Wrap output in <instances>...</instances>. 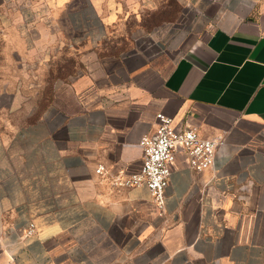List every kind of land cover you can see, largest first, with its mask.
I'll list each match as a JSON object with an SVG mask.
<instances>
[{"label":"crops","instance_id":"1","mask_svg":"<svg viewBox=\"0 0 264 264\" xmlns=\"http://www.w3.org/2000/svg\"><path fill=\"white\" fill-rule=\"evenodd\" d=\"M47 1L42 31L25 32L17 12L0 14V97H18L0 108V264H264V0H175L179 12L196 13L181 55L169 58L158 43L153 60L84 74L53 89L51 102H62L63 90L66 106L41 115L22 110L41 99L25 93L24 65H34L25 55L66 42L98 50L132 35L126 24L143 17L168 22L170 6ZM159 113L218 142L202 172L176 153L161 216L147 188L109 178L141 167L139 139ZM12 115L34 121L21 129ZM98 164L107 175L95 173Z\"/></svg>","mask_w":264,"mask_h":264},{"label":"rangeland","instance_id":"2","mask_svg":"<svg viewBox=\"0 0 264 264\" xmlns=\"http://www.w3.org/2000/svg\"><path fill=\"white\" fill-rule=\"evenodd\" d=\"M4 5V7H0V14L11 13L14 16L17 12L22 17L25 32L42 31L50 25L47 21L49 11L47 0H6ZM168 8V22L160 24L158 23L159 16L153 15L151 23L148 19H145L146 17H143L139 21L140 23L136 25L133 22L129 25L126 24L125 31L132 30V35L127 33V35L120 38H110L98 50L90 49L81 52L74 46L73 42L72 44L66 42L64 45L56 43L36 56L25 55L23 63L34 64L32 67L24 65L25 69L27 68L23 72L24 82L27 86H25V93L26 95H34L35 98L39 96L38 98L41 99L34 103L23 104L22 110L24 112L36 110L41 115L51 107L59 110L68 104L63 102L68 95L66 91L60 90L62 102L54 104L51 99L55 87L58 88L63 83L70 84L84 74L100 77L105 73L104 69L109 74H118L120 71H116L118 69L116 66L117 60L125 59L130 62L140 60L136 57L153 60L158 56V43L168 47L169 58L174 59L181 55L186 46V36L196 13L189 7H184L179 12L180 8L176 5L175 0H170ZM32 40L31 36L28 35L27 45L29 47L32 45L37 46V44H32ZM17 99L18 97L15 96L10 99L5 96L0 97V108L13 109L17 105ZM11 121L17 125H22L21 129H25L26 125L34 120L32 117L12 115ZM23 145L30 146V143H24Z\"/></svg>","mask_w":264,"mask_h":264},{"label":"built area","instance_id":"3","mask_svg":"<svg viewBox=\"0 0 264 264\" xmlns=\"http://www.w3.org/2000/svg\"><path fill=\"white\" fill-rule=\"evenodd\" d=\"M139 145L142 150L141 167L129 174L119 171L108 176L115 187L147 188L158 215L161 216L165 189L176 153L184 152L188 157L189 168L194 172H202L211 166L218 142L200 137L194 128H176L170 117L159 113L156 114L154 131L143 134ZM94 171L99 176L108 174L107 168L102 164H98ZM34 232V225L29 224L25 234L30 236Z\"/></svg>","mask_w":264,"mask_h":264}]
</instances>
